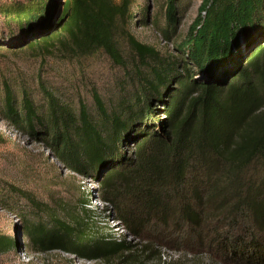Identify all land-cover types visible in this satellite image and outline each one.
Masks as SVG:
<instances>
[{
	"label": "trees",
	"instance_id": "16d2710c",
	"mask_svg": "<svg viewBox=\"0 0 264 264\" xmlns=\"http://www.w3.org/2000/svg\"><path fill=\"white\" fill-rule=\"evenodd\" d=\"M166 2V19L174 26L179 21L178 0ZM61 4L28 0L13 5L5 14L16 29L9 24L6 38L18 32L28 43L11 52L29 50L42 59H76L103 52L118 66L125 65L116 33L119 26L130 23L133 0H63ZM130 39L139 53L156 52L151 45ZM175 48L191 72L188 83L198 86L184 117L172 105L165 121L155 119L150 97L144 102L146 110L130 118L110 116L96 93L99 114L110 125L104 132L85 104L76 115L45 87L46 115L38 112L28 93L18 105L8 86L4 110L18 130L51 140L52 150L70 171L96 181L98 199L139 245L143 243L142 251L162 247L173 238L199 245L213 240L230 244L234 257L264 264V133L251 125L258 111L260 86L255 79L264 78V0H202ZM164 72L155 69L154 80L165 81ZM236 78L238 82L232 83ZM224 88L226 107L220 93ZM149 89L159 102L163 100L158 87ZM139 117L146 118L144 124L150 120L137 128ZM11 188L35 205L38 214L49 211L30 193ZM82 222L71 224L51 215L46 223L24 226L27 236L44 250L135 264L138 244L89 235L79 230V225L86 226ZM76 234L88 238L75 239ZM236 234L244 236L243 247H237L241 241ZM16 246L13 237L0 234V254Z\"/></svg>",
	"mask_w": 264,
	"mask_h": 264
},
{
	"label": "rangeland",
	"instance_id": "374dc122",
	"mask_svg": "<svg viewBox=\"0 0 264 264\" xmlns=\"http://www.w3.org/2000/svg\"><path fill=\"white\" fill-rule=\"evenodd\" d=\"M62 1L59 0L60 5ZM166 1L133 0L130 23L119 26L116 33L125 57V65L118 66L103 52L76 59L60 56L42 59L29 50L11 52L17 48L14 45L26 38L18 32L6 38L9 24L13 30L16 25L7 19L5 13L13 5L21 6L28 0H0V234L9 235L17 241L14 251L0 254V264H124L118 258L110 262L92 261L63 250H44L39 242L27 236L28 228L24 224L35 226L46 223L51 215L71 224L78 219L85 222L86 226L78 227L89 235L104 234L138 244L134 249L135 264H255V261L249 263L247 259L234 257L228 249L230 244L215 243L213 240L199 245L193 244L192 240L187 242L173 238L162 247L142 251L143 243L139 245L140 241L129 235L113 216L110 207L98 199L96 181L70 171L52 150L51 140H45V135L35 136L26 129L18 130L4 110L5 87L8 86L18 105L22 102L23 93H28L38 112L46 115L45 87L76 115H79L81 104H85L94 123L104 132L110 130V125L99 114L94 101L96 93L102 98L110 116L117 114L123 119L130 118L137 111L146 110L144 102L149 97L155 119L165 121L172 105L179 117L187 115L198 86L188 83L191 72L180 58L175 44L186 35L202 0H178L179 21L174 26L169 25L166 19ZM130 37L151 45L156 52L139 53ZM155 69L166 71L164 73L168 78L165 81L154 80ZM236 81L238 78L232 83ZM255 81L260 86L258 111L251 125L264 133V78L261 76ZM189 85L191 89L187 88ZM149 87H158L163 100L159 102L156 92H150ZM220 91L226 107V88ZM144 120L146 118H138L137 128L140 125L144 127L150 119L145 124ZM12 185L30 193L49 211L38 214L36 206L15 194ZM20 214L25 216L24 220ZM51 227L52 224L47 226ZM221 231L224 233L226 230ZM85 236L80 238L76 234L74 238L87 239L88 234ZM235 237L241 241L237 247H243L244 236L236 234Z\"/></svg>",
	"mask_w": 264,
	"mask_h": 264
},
{
	"label": "water",
	"instance_id": "95a60500",
	"mask_svg": "<svg viewBox=\"0 0 264 264\" xmlns=\"http://www.w3.org/2000/svg\"><path fill=\"white\" fill-rule=\"evenodd\" d=\"M51 28H52V27H50L49 29H44V30H42L41 33H40V35H43L44 33L49 32V31L51 30ZM27 43H28V40L25 39L23 42H21V43L18 44V45H14L13 47H17V48H19V47H22V46L26 45Z\"/></svg>",
	"mask_w": 264,
	"mask_h": 264
}]
</instances>
